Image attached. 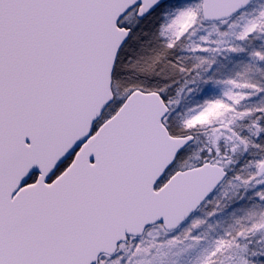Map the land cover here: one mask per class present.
<instances>
[{
  "label": "snow or ice",
  "instance_id": "obj_1",
  "mask_svg": "<svg viewBox=\"0 0 264 264\" xmlns=\"http://www.w3.org/2000/svg\"><path fill=\"white\" fill-rule=\"evenodd\" d=\"M0 264H264V0H0Z\"/></svg>",
  "mask_w": 264,
  "mask_h": 264
}]
</instances>
